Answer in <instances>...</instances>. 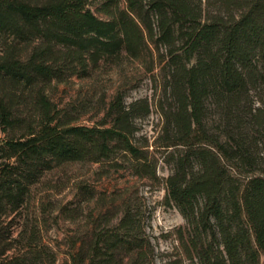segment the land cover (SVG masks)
<instances>
[{
  "label": "trees",
  "instance_id": "obj_1",
  "mask_svg": "<svg viewBox=\"0 0 264 264\" xmlns=\"http://www.w3.org/2000/svg\"><path fill=\"white\" fill-rule=\"evenodd\" d=\"M126 59L150 92L119 89L96 123L52 99ZM0 129V264L57 263L47 211L74 220L95 189L65 204L46 177L86 162L163 184L185 223L162 250L130 185L64 264H264V0H0Z\"/></svg>",
  "mask_w": 264,
  "mask_h": 264
},
{
  "label": "rangeland",
  "instance_id": "obj_2",
  "mask_svg": "<svg viewBox=\"0 0 264 264\" xmlns=\"http://www.w3.org/2000/svg\"><path fill=\"white\" fill-rule=\"evenodd\" d=\"M148 83V76L140 64L126 59L120 65L102 66L91 77L73 76L65 82L57 83L51 90V97L60 107L71 110L72 115L77 117V123L92 125L104 117L109 101L119 89L127 91L128 99L131 100L149 93ZM157 121L158 116L154 113L143 124L151 130ZM2 135L0 129V137ZM106 169L109 170L106 172ZM161 175H168L167 168L161 170ZM46 179L55 185L49 197L65 204L78 202L79 185L88 184L95 189L93 198L78 205L79 214L74 220L57 218V212L47 211L48 230L45 239L57 251L56 264L66 262L73 239L87 229L89 222L91 226V221L101 211L108 210L112 216L117 214L120 207L118 191L130 185L138 186L146 196L151 213L150 231L157 237L162 250L173 249L176 229L185 223L176 207L165 204L163 184L157 186L148 180H138L129 170H116L108 164L104 167L100 163H71L48 173Z\"/></svg>",
  "mask_w": 264,
  "mask_h": 264
}]
</instances>
